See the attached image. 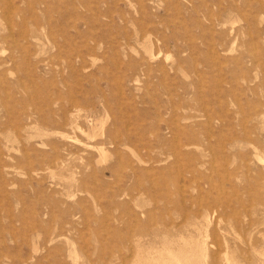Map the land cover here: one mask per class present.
I'll list each match as a JSON object with an SVG mask.
<instances>
[{
    "label": "rangeland",
    "instance_id": "1",
    "mask_svg": "<svg viewBox=\"0 0 264 264\" xmlns=\"http://www.w3.org/2000/svg\"><path fill=\"white\" fill-rule=\"evenodd\" d=\"M0 264H264V0H0Z\"/></svg>",
    "mask_w": 264,
    "mask_h": 264
},
{
    "label": "bare ground",
    "instance_id": "2",
    "mask_svg": "<svg viewBox=\"0 0 264 264\" xmlns=\"http://www.w3.org/2000/svg\"><path fill=\"white\" fill-rule=\"evenodd\" d=\"M150 58V57H149ZM153 58V57H152Z\"/></svg>",
    "mask_w": 264,
    "mask_h": 264
}]
</instances>
